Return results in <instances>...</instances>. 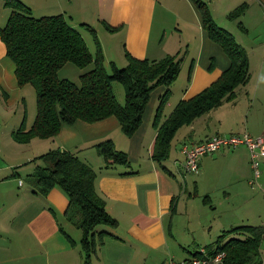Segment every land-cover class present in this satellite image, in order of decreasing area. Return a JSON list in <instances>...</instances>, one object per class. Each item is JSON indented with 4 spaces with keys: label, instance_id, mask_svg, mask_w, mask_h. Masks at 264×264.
<instances>
[{
    "label": "crops",
    "instance_id": "obj_1",
    "mask_svg": "<svg viewBox=\"0 0 264 264\" xmlns=\"http://www.w3.org/2000/svg\"><path fill=\"white\" fill-rule=\"evenodd\" d=\"M21 1L35 16L62 13L93 51L92 34L81 26V22L88 23L95 30L104 63H126L125 49L149 59L183 52L162 119L177 101L208 85L230 62L222 47L208 37L191 0ZM205 1L216 23L229 30L244 48L249 75L244 84L235 88L232 98L223 99L178 127L179 143H195L213 133L247 132L264 137V0ZM241 3L242 14L230 18L228 12ZM3 17L2 9L0 19ZM103 22L118 27L110 31ZM211 61L213 65L208 68ZM80 72L71 63L58 70L61 77L74 81ZM164 88L158 85L152 89L140 124L129 136L121 131L117 118L110 115L93 122L77 119L71 124L62 123L54 137L17 142L10 132L23 115L24 127L31 125L35 93L30 83L17 84L14 63L0 39V97L4 116L16 120L9 129L6 148L0 134V264H84L79 245L81 230L63 213L65 194L58 187L41 194L33 191L25 179L41 164L37 156L54 147L73 150L92 166L95 190L104 199L106 211L117 221L116 226L96 227L112 235L102 237L88 264H161L167 257L182 260L232 226H264V161L259 177L252 179L245 146L202 155L198 171L191 177L181 167L183 157H175L174 151L172 155L176 132L170 156L160 162L151 158L156 133L152 117ZM105 138L126 152L129 166H103L93 145ZM233 211L241 213L232 214ZM235 216L244 221L230 223ZM260 255L264 264V238Z\"/></svg>",
    "mask_w": 264,
    "mask_h": 264
},
{
    "label": "trees",
    "instance_id": "obj_2",
    "mask_svg": "<svg viewBox=\"0 0 264 264\" xmlns=\"http://www.w3.org/2000/svg\"><path fill=\"white\" fill-rule=\"evenodd\" d=\"M191 2L199 12L208 37L222 47L230 62L208 85L177 101L162 119L170 85L180 71L183 52L149 59L136 57L125 49L126 63L118 66L110 60L108 72L95 30L88 23L81 22V26L92 34L93 51L62 13L35 16L23 1L4 0L3 4L10 9L5 23L0 26V39L6 55L14 63L17 84L30 83L35 93V114L31 125L24 127L23 115L20 125L10 132L12 138L17 142H28L33 137L50 138L59 132L62 123L71 124L77 119L93 122L110 115L117 118L121 131L129 136L140 124L152 89L164 85L152 117L156 133L151 158L157 162L167 158L171 139L178 127L190 123L223 99L232 98L235 88L244 84L249 75L247 54L234 35L216 23L205 0ZM243 11L244 3H241L232 8L228 16L238 18ZM103 23L110 31L118 27ZM65 63L81 70L76 81L59 75L58 70ZM212 65L211 61L208 68ZM190 70L191 65L187 78ZM111 80L122 83L123 102H119L112 91ZM93 146L102 157L103 166L130 165L126 152L115 148L110 138ZM37 158L42 159L43 164L36 165L25 179L35 189L33 191L45 194L52 187H58L65 194L67 205L63 213L81 230L79 245L84 253V264H88L102 237L112 235L106 229H96V225H117L116 219L106 211L104 199L95 190V170L70 149L50 148ZM263 238L264 226L245 223L223 230L203 247L207 253L223 250L225 255L221 264H261ZM197 249L192 254H197Z\"/></svg>",
    "mask_w": 264,
    "mask_h": 264
},
{
    "label": "built area",
    "instance_id": "obj_3",
    "mask_svg": "<svg viewBox=\"0 0 264 264\" xmlns=\"http://www.w3.org/2000/svg\"><path fill=\"white\" fill-rule=\"evenodd\" d=\"M245 146L248 150L249 165L252 179H256L262 172L264 161V137L253 136L247 132L217 134L213 133L195 143H181L179 151L183 159L180 164L185 172H197L198 161L202 155L213 153L218 149ZM198 254V255H197ZM197 254H191L188 258L176 260L165 258L161 264H221L225 252L218 250L207 253L204 247L197 249Z\"/></svg>",
    "mask_w": 264,
    "mask_h": 264
},
{
    "label": "rangeland",
    "instance_id": "obj_4",
    "mask_svg": "<svg viewBox=\"0 0 264 264\" xmlns=\"http://www.w3.org/2000/svg\"><path fill=\"white\" fill-rule=\"evenodd\" d=\"M32 1V0H31ZM34 1H37V0H34ZM2 9H3V14H4V12H5V17H3V19H0V23L2 22V23H4V21H5V19H6V16H7V13L9 12V7H7V6H4L3 5V1L2 0H0V13L2 12ZM2 15V14H1ZM3 25V24H2ZM112 54H116V51H113V53ZM125 64V63H124ZM124 64H121L122 66L124 65ZM104 65H105V68H106V70L109 72V63H104ZM116 65H118V64H116ZM121 65H118V66H121ZM184 69V68H183ZM65 69L63 68V71H64ZM184 75H185V73H184ZM184 75H183V77H184ZM111 88H112V91L114 92V94H115V96H116V98H118L117 100L119 101V102H123V98H124V90H123V85H122V83L120 82V81H117V80H111ZM0 113H2L1 115H0V134H1V141H4V142H6L5 144H4V148H6V146H7V143H8V141H9V129H10V127H12V125H13V123H12V121H14V120H12V117L11 116H9V115H6V116H4V105H3V103H2V101H1V97H0ZM34 114H35V108H34ZM21 119L22 118H20V122H21ZM18 121L19 120H17V123H18ZM14 122H16V120L14 121ZM20 122H19V125H20ZM16 123V124H17ZM18 125V126H19ZM17 126V127H18ZM179 139H180V136H179V131H177L176 132V134H175V136H174V138H173V140H172V155H173V151H174V155H175V157H177V158H181L182 159V155L181 154H179V152H178V150H179V147H180V143H179ZM176 149H175V148ZM178 147V148H177ZM178 149V150H177ZM170 156V155H169ZM40 161H39V163H41L40 165H42L43 164V160L42 159H39ZM192 173H196V172H191V173H188L187 175H189L190 177L192 176ZM211 210V209H210ZM237 213H241V211H233L232 212V214H237ZM240 221H244V219H240V218H237V216H235V218H234V220L233 221H231L230 223H238V222H240ZM101 224H98V225H96V227H98V226H100ZM186 255V254H185Z\"/></svg>",
    "mask_w": 264,
    "mask_h": 264
}]
</instances>
